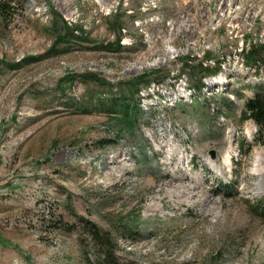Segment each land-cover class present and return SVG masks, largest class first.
Returning a JSON list of instances; mask_svg holds the SVG:
<instances>
[{
  "label": "rangeland",
  "instance_id": "1",
  "mask_svg": "<svg viewBox=\"0 0 264 264\" xmlns=\"http://www.w3.org/2000/svg\"><path fill=\"white\" fill-rule=\"evenodd\" d=\"M1 1L0 264H264V0Z\"/></svg>",
  "mask_w": 264,
  "mask_h": 264
},
{
  "label": "trees",
  "instance_id": "2",
  "mask_svg": "<svg viewBox=\"0 0 264 264\" xmlns=\"http://www.w3.org/2000/svg\"><path fill=\"white\" fill-rule=\"evenodd\" d=\"M8 13V4L5 2H2L0 0V16L2 19H5L6 14ZM54 15L56 18L61 19V16H59L56 12H54ZM62 20V19H61ZM63 21V20H62ZM63 27L66 29L67 34L71 37H77V34H75L76 29L74 27L77 26H69L66 24V22L63 21ZM119 38L112 41V45L116 44L117 48H119L118 44ZM106 47V46H105ZM107 47H110L109 44ZM110 50V48H109ZM257 60V59H256ZM255 60V61H256ZM199 66L197 69L201 70L202 72H206L212 74L219 70V64H217L214 68L206 67L203 64L197 65ZM121 108V107H120ZM131 110L130 104L127 106H123L122 110V121L124 123H127L128 127H132L133 118L132 115L135 112V106L132 107ZM130 109V111H129ZM243 118H250L253 120L255 125L257 126V141L264 146V89L259 90L256 92L255 96L252 98H249L245 102V109L243 111ZM87 226H89L90 235L93 237V242L100 247L101 245H105L106 251L105 253H100V258L103 260L102 264H119L115 260H113L111 256V248L112 244L109 242V234L107 230H103L100 227L96 226L93 223H89ZM98 258V259H100ZM97 259V260H98ZM98 262V261H97Z\"/></svg>",
  "mask_w": 264,
  "mask_h": 264
},
{
  "label": "bare ground",
  "instance_id": "3",
  "mask_svg": "<svg viewBox=\"0 0 264 264\" xmlns=\"http://www.w3.org/2000/svg\"><path fill=\"white\" fill-rule=\"evenodd\" d=\"M263 169H260V170H258V172H255L256 174H260V173H262L263 171H262Z\"/></svg>",
  "mask_w": 264,
  "mask_h": 264
},
{
  "label": "water",
  "instance_id": "4",
  "mask_svg": "<svg viewBox=\"0 0 264 264\" xmlns=\"http://www.w3.org/2000/svg\"><path fill=\"white\" fill-rule=\"evenodd\" d=\"M211 156H214V152L213 151H211Z\"/></svg>",
  "mask_w": 264,
  "mask_h": 264
}]
</instances>
